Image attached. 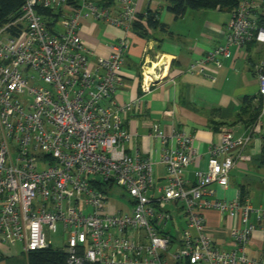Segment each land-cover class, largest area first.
<instances>
[{"label":"built area","instance_id":"built-area-1","mask_svg":"<svg viewBox=\"0 0 264 264\" xmlns=\"http://www.w3.org/2000/svg\"><path fill=\"white\" fill-rule=\"evenodd\" d=\"M119 1L114 15L95 0L78 6L27 0L21 15L0 27V261L13 257L17 244L23 253L55 247L50 235L60 232L62 246L55 248L67 253L69 264H264V256L247 252L255 234H264V206H254L241 189L231 200L220 199L212 187L230 186L251 136L226 129L193 181L185 176L199 157L192 134H168L153 124L154 137L176 141L161 156L163 184L150 158L128 151L137 138L121 113L142 104L141 98L116 100L129 45L120 40L108 57L94 60L79 34L90 17L130 30L138 8L133 0ZM249 43L264 45V0H239L227 44L187 69L215 81L229 46ZM258 79L264 101V60ZM157 81L144 73L143 93ZM113 196L120 197L119 207ZM210 210L240 217L229 226L233 247H221L207 233Z\"/></svg>","mask_w":264,"mask_h":264},{"label":"crops","instance_id":"crops-1","mask_svg":"<svg viewBox=\"0 0 264 264\" xmlns=\"http://www.w3.org/2000/svg\"><path fill=\"white\" fill-rule=\"evenodd\" d=\"M95 1L109 6L114 15L121 11L119 0ZM133 2L138 8V16L152 11L165 29L148 27L146 37L133 28L127 30L90 17L83 19L79 31L93 49L94 60L108 57L112 45L120 40L125 39L129 45L120 71L116 100L128 104L141 98L142 104L121 113L125 127L137 138L128 143V151L134 154L139 150L143 157L150 158L159 184H163L167 168L161 162V156L165 149L175 147L176 141L170 139L164 143L154 137L153 124L159 123L168 134L174 130L192 134L199 157L186 168L185 176L193 181L195 170L207 168L210 147L221 142L226 129L236 137L249 135L251 140L244 149V158L231 171L230 186L214 184L212 187L220 199L231 200L241 189L254 206H264V101L262 112L254 121L250 122L243 112L245 97H254L253 102L258 101V64L264 60V45H230V53L223 58L214 81L202 74L191 73L187 68L217 46L227 44V26L238 5L188 9L177 17L169 10L168 0ZM143 22L147 24L145 19ZM144 73L158 80L148 93L142 91ZM159 74L160 79L157 78ZM114 203L118 207L121 205L119 201ZM206 215L207 233L221 247H233L229 226L239 225L240 217L230 220L212 210ZM252 221H256L255 217ZM247 252L257 258L264 256L262 231L255 234Z\"/></svg>","mask_w":264,"mask_h":264},{"label":"trees","instance_id":"trees-1","mask_svg":"<svg viewBox=\"0 0 264 264\" xmlns=\"http://www.w3.org/2000/svg\"><path fill=\"white\" fill-rule=\"evenodd\" d=\"M27 0H0V27L16 19L22 13V8ZM169 10L174 12L177 17L186 13L188 9H202L215 7H232L239 4V0H168ZM81 0H68L69 4L79 5ZM109 3V0L104 1ZM47 16L56 15L53 9H41ZM58 16V15H57ZM146 20L147 24L143 22ZM148 27H161L165 25L160 22L157 16L149 11L147 15L140 14L138 20L133 23V30L142 36H148ZM252 44V43H251ZM254 97L244 98V114L249 116L250 122L254 121L262 112L263 100L258 96V101L253 102ZM243 195H246L241 190ZM27 264H69L68 255L65 251L53 246L31 251L28 254ZM1 264V263H0Z\"/></svg>","mask_w":264,"mask_h":264},{"label":"rangeland","instance_id":"rangeland-1","mask_svg":"<svg viewBox=\"0 0 264 264\" xmlns=\"http://www.w3.org/2000/svg\"><path fill=\"white\" fill-rule=\"evenodd\" d=\"M118 191H120V188H117ZM114 201L117 202L116 200L120 199L119 196H113ZM116 198V200H115ZM125 200V198H122ZM50 239L53 240L54 246L55 247H61L62 246V237L60 232L59 233H52L50 235ZM14 256L13 257H5L2 261L1 264H27L28 263V254L29 253H23V246L21 244H17L14 247Z\"/></svg>","mask_w":264,"mask_h":264}]
</instances>
